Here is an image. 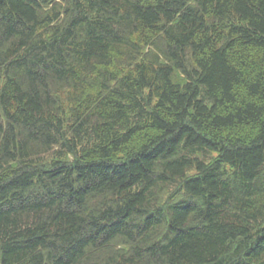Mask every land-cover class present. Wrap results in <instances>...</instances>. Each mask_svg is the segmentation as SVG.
Here are the masks:
<instances>
[{
    "label": "trees",
    "instance_id": "1",
    "mask_svg": "<svg viewBox=\"0 0 264 264\" xmlns=\"http://www.w3.org/2000/svg\"><path fill=\"white\" fill-rule=\"evenodd\" d=\"M0 264H264V0H0Z\"/></svg>",
    "mask_w": 264,
    "mask_h": 264
}]
</instances>
